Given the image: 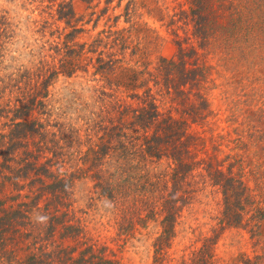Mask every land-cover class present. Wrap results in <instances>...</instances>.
Instances as JSON below:
<instances>
[{
	"label": "rangeland",
	"instance_id": "rangeland-1",
	"mask_svg": "<svg viewBox=\"0 0 264 264\" xmlns=\"http://www.w3.org/2000/svg\"><path fill=\"white\" fill-rule=\"evenodd\" d=\"M206 246L264 264V0H0V264Z\"/></svg>",
	"mask_w": 264,
	"mask_h": 264
},
{
	"label": "trees",
	"instance_id": "trees-1",
	"mask_svg": "<svg viewBox=\"0 0 264 264\" xmlns=\"http://www.w3.org/2000/svg\"><path fill=\"white\" fill-rule=\"evenodd\" d=\"M155 115L159 116L158 113H155ZM206 248L202 249L199 253L195 254V257L192 258V263H195V264H208L209 248L207 246H206Z\"/></svg>",
	"mask_w": 264,
	"mask_h": 264
}]
</instances>
